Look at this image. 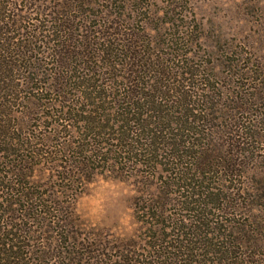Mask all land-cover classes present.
Returning <instances> with one entry per match:
<instances>
[{
	"label": "rangeland",
	"instance_id": "1",
	"mask_svg": "<svg viewBox=\"0 0 264 264\" xmlns=\"http://www.w3.org/2000/svg\"><path fill=\"white\" fill-rule=\"evenodd\" d=\"M0 18V216L29 264H264V0Z\"/></svg>",
	"mask_w": 264,
	"mask_h": 264
},
{
	"label": "trees",
	"instance_id": "2",
	"mask_svg": "<svg viewBox=\"0 0 264 264\" xmlns=\"http://www.w3.org/2000/svg\"><path fill=\"white\" fill-rule=\"evenodd\" d=\"M2 21V18H0V22ZM71 27L70 26H64V31L66 34L71 33ZM69 31V33H68ZM68 39V35L66 36ZM2 52H6L5 48L2 47ZM14 62L10 59H1L0 58V72L9 71L14 67ZM8 68V69H7ZM8 75L5 76L4 79H7ZM59 79H63V76H61ZM18 172V171H17ZM15 172V174L17 173ZM0 182H4L2 179H0ZM5 200L9 203V205L16 204V202H19L22 200V197H20V194H18L16 197L6 199ZM20 206V204H17ZM18 208V207H17ZM11 213L10 215L12 217H17V220H21L17 215H13L14 211H16V208H10ZM4 220V224L0 225V264H29V259L25 257L24 252L20 249V242L22 241L17 235L15 231H13V225H20V221L18 223H14L12 221V218H10V221L7 219H4L2 216H0V221ZM22 221V220H21ZM11 225L10 228L5 229V226ZM15 241V242H14ZM171 262V261H169ZM170 264V263H169Z\"/></svg>",
	"mask_w": 264,
	"mask_h": 264
}]
</instances>
